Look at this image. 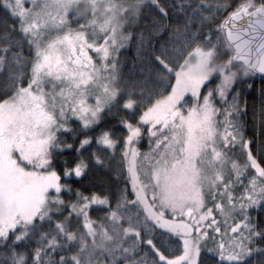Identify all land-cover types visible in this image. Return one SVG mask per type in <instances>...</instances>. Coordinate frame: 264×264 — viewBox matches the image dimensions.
I'll list each match as a JSON object with an SVG mask.
<instances>
[{
    "label": "snow or ice",
    "instance_id": "6c2138e0",
    "mask_svg": "<svg viewBox=\"0 0 264 264\" xmlns=\"http://www.w3.org/2000/svg\"><path fill=\"white\" fill-rule=\"evenodd\" d=\"M0 264H264V0H0Z\"/></svg>",
    "mask_w": 264,
    "mask_h": 264
},
{
    "label": "trees",
    "instance_id": "16d2710c",
    "mask_svg": "<svg viewBox=\"0 0 264 264\" xmlns=\"http://www.w3.org/2000/svg\"><path fill=\"white\" fill-rule=\"evenodd\" d=\"M129 56H132L133 55V50L130 48L129 50H128V53H127ZM260 81H259V79H257V83H259Z\"/></svg>",
    "mask_w": 264,
    "mask_h": 264
}]
</instances>
